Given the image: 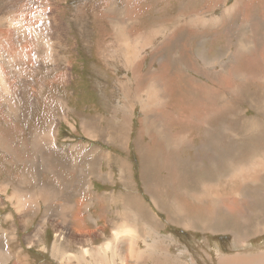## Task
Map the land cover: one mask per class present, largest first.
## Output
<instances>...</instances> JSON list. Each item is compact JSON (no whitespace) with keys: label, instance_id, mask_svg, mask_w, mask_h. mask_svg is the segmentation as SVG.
<instances>
[{"label":"rangeland","instance_id":"1","mask_svg":"<svg viewBox=\"0 0 264 264\" xmlns=\"http://www.w3.org/2000/svg\"><path fill=\"white\" fill-rule=\"evenodd\" d=\"M0 72V264H264V0H0Z\"/></svg>","mask_w":264,"mask_h":264},{"label":"crops","instance_id":"2","mask_svg":"<svg viewBox=\"0 0 264 264\" xmlns=\"http://www.w3.org/2000/svg\"><path fill=\"white\" fill-rule=\"evenodd\" d=\"M230 14H229V12H227V13H223L222 14V16L221 17H224V18H226V17H230L229 16ZM228 20H225L224 22H227ZM223 22V21H222ZM115 27H116V29H115V38H116V40L117 41H119L120 42V46H121V51L123 52V53H125V55L126 54H128L126 57H125V60H126V62H127V64L129 65L130 63H133V58L135 57V58H137V56H138V52H136V53H134V52H132V51H129V49H127V48H123V46H122V42H131V36H129L128 34H127V32H126V29H121V27H120V25H118L117 24V22H115ZM121 32V33H120ZM122 32H123V34H122ZM126 33V34H125ZM119 34V35H118ZM121 34L123 35V37H121ZM127 37V38H126ZM126 38V39H125ZM125 40V41H124ZM143 42L144 43H146V44H149V43H151L150 41H148V37L146 38V39H144L143 40ZM140 44H141V41L139 40V38L138 37H136V46H137V49H139V46H140ZM133 65V64H132ZM149 91H151V89H149V90H147L146 91V95L148 94V92ZM151 100H153L152 98H150L149 100L148 99H146V101L144 102L145 103V105H144V103H143V106H142V112L144 113V115L145 116H151L152 114L150 113V112H148L150 109H148L150 106L152 107V102H151ZM154 110V109H153ZM156 119V120H155ZM144 122V121H143ZM149 125H152V126H155L156 125V123H157V118H155V117H150V119L148 118L147 119V121H146ZM155 123V124H154ZM145 124V123H144ZM154 124V125H153ZM260 163H262V162H260ZM122 174H123V176H125V173L122 171ZM244 176V175H243ZM52 179V178H51ZM49 184H51V182L49 183ZM52 189L53 188H51V192H52ZM15 195H17V192L15 193ZM18 196V195H17ZM82 196H84V194L83 195H81V197ZM111 198V197H110ZM78 202L79 201H76L75 203H76V205L78 204ZM85 208H89V207H85ZM130 217H126V220L117 228V230H116V233H118L119 231H121V229L123 228H125L126 226H131L130 224H131V221H132V219H133V217H132V213L129 215ZM62 220H66V222H64V224H66V227H64V229L66 230V232H71L70 230H67V225H68V219L66 218V219H63L62 218ZM47 221H49V220H47ZM68 222V223H67ZM53 223V222H52ZM48 227V226H47ZM132 227V226H131ZM121 228V229H120ZM258 228H259V232L260 233H262V232H264V218H262V220L259 222V225H258ZM7 231V228L5 229L4 228V226H0V234H1V236L3 237V238H7V237H9V232H6ZM134 232L135 231H133L132 232V236L131 237H125V238H123L122 239V242H123V240H124V244L125 245H128V242H132L133 241V239L135 240V236H134ZM127 234V232H125L124 234H123V237L125 236ZM93 241H94V239L92 240V242L91 243H93ZM108 241H110V240H108ZM102 252V251H101ZM68 253H70V251L68 252ZM166 254L167 253H169V249H167V252H165ZM262 254H259V259H263L264 258V250L261 252ZM86 256H90V255H86ZM228 257H221L220 258V264H226L225 262H224V259L226 260ZM68 259V258H67ZM172 262L174 263V262H178V259L177 258H174V257H172ZM78 261L79 260H76V264H78ZM264 262V261H263ZM70 264H73L72 262H71V260H70ZM147 264H151V262H148Z\"/></svg>","mask_w":264,"mask_h":264},{"label":"bare ground","instance_id":"3","mask_svg":"<svg viewBox=\"0 0 264 264\" xmlns=\"http://www.w3.org/2000/svg\"><path fill=\"white\" fill-rule=\"evenodd\" d=\"M16 16V15H15ZM37 29H39V27H37ZM10 31V30H9ZM8 31V32H9ZM1 33L3 34L4 33V29H2V31H1ZM6 33V32H5ZM23 34L25 33V30L22 32ZM21 33V34H22ZM121 33V32H120ZM26 34V33H25ZM122 34H123V32H122ZM121 34V37H123V35ZM126 34V33H125ZM9 35V34H8ZM119 35V34H118ZM5 37V36H4ZM25 37V36H24ZM6 38V37H5ZM35 38V37H34ZM127 38V37H126ZM125 38V39H126ZM40 40V39H39ZM9 41V40H8ZM125 41V40H124ZM2 42H4V40H2ZM5 43V42H4ZM127 45H130V43L129 42H125ZM26 46H27V44H26ZM222 70V69H221ZM239 76V75H238ZM4 78V77H3ZM5 82V80L4 79H2V76H1V72H0V83H4ZM154 92V91H153ZM245 93H247V92H245ZM144 105H145V103H144ZM154 111V110H153ZM199 116H201V115H199ZM239 116V115H238ZM235 117V116H234ZM156 118V117H155ZM206 118V117H205ZM156 120V119H155ZM164 122V121H163ZM167 122V121H166ZM147 123V122H146ZM200 123H202V122H200ZM155 124V123H154ZM153 124V125H154ZM43 133V132H42ZM49 133V132H48ZM91 133V132H90ZM54 135H50V134H42V138L43 139H45V140H47L48 142H52L51 141V138L53 137ZM154 141H155V139H153ZM166 145V144H165ZM180 145V144H179ZM175 151V150H174ZM209 152V151H208ZM194 153V152H193ZM194 156V155H193ZM188 159V158H187ZM122 166V165H121ZM242 170V169H241ZM243 173V172H242ZM243 175V174H242ZM244 176H245V174H244ZM248 176V175H247ZM242 177V176H241ZM145 178V177H144ZM245 178V177H244ZM243 178V179H244ZM229 179V178H228ZM224 180V179H223ZM225 181V180H224ZM217 185V184H216ZM214 185H212V187H213ZM218 186V185H217ZM196 187V186H195ZM207 187V186H206ZM211 188V187H210ZM5 189V188H4ZM4 189H3V191H4ZM213 188H211V190H212ZM217 189V188H216ZM219 189V188H218ZM2 190V189H1ZM6 190V189H5ZM8 190V189H7ZM199 190V189H198ZM214 190V189H213ZM217 191V190H216ZM2 192V191H1ZM214 192V191H213ZM216 193V192H215ZM219 193V192H218ZM10 195H12V194H10ZM193 195V194H192ZM215 195V194H214ZM205 197V196H204ZM207 197V196H206ZM217 197H219V196H217ZM219 198H221V197H219ZM201 199H203V198H201ZM260 199V198H259ZM191 201H192V199H191ZM10 202V201H9ZM153 203V202H152ZM132 205V204H131ZM161 207V206H160ZM171 208V207H170ZM69 210V209H68ZM67 210V211H68ZM66 212V211H65ZM71 212V211H70ZM63 213V212H62ZM68 215V214H67ZM125 215V214H124ZM123 215V216H124ZM176 215V214H175ZM174 215V216H175ZM26 222V221H25ZM69 222V221H68ZM40 224V223H39ZM131 225V224H130ZM132 226V225H131ZM131 226H126L124 229L122 228L121 229V231H119L118 233H117V236L116 237H114V239H111L110 241H106V242H104V244L102 245V246H100V244H99V246H100V251H102V252H105V253H109L110 251H115L114 249H113V246H114V244H113V242L115 241V243L116 244H119V242H122V239H123V234L125 233V232H129V231H134V229L131 227ZM13 227V226H12ZM14 227H15V225H14ZM52 227V226H51ZM14 229V228H13ZM54 229V228H53ZM14 231V230H13ZM43 231L45 232L46 230H45V226L44 225H41L40 227H39V229H38V233L35 235L37 238L38 237H40L41 236V234L43 233ZM66 231V230H65ZM94 231V230H93ZM6 232H8V231H6ZM63 232V231H62ZM15 233V232H14ZM57 233H59V232H57ZM65 233H69V232H65ZM85 233V232H84ZM99 234H100V232H99ZM1 235V234H0ZM12 236H14V238H17V234H14V235H12ZM68 236L72 239V240H76V241H74V242H79L78 244H82V246H84V245H88V244H90L91 242H92V240L93 239H85V238H78V237H76V236H74V235H71V234H68ZM97 236V235H96ZM89 237V236H88ZM12 239V238H11ZM28 242V241H27ZM91 246V245H90ZM147 246V245H146ZM87 247H89V246H87ZM131 247H132V250H133V247H134V241H132L131 242ZM95 248V247H94ZM97 248V247H96ZM82 251V250H81ZM2 251L0 250V259H2V257L3 256H5V254H2L1 253ZM84 253H85V255H90V250L88 249V248H85L84 249ZM113 253H115V252H113ZM118 253V252H117ZM124 254V253H123ZM17 255V254H16ZM15 255V256H16ZM106 255V254H105ZM113 255V254H112ZM14 256V255H13ZM22 257V256H21ZM63 257H65V256H63ZM67 257V256H66ZM230 258V257H229ZM229 258H227L226 260L224 259V262L226 263V264H236L234 261H231V259H232V257L229 259ZM16 259V258H15ZM68 260H72V257H68ZM118 263H120V262H118ZM15 264V263H14ZM241 264H248V263H244V261H243V263H241Z\"/></svg>","mask_w":264,"mask_h":264}]
</instances>
